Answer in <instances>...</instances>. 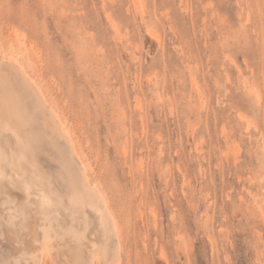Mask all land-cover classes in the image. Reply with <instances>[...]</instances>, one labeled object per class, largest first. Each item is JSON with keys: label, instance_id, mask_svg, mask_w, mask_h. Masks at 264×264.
Returning a JSON list of instances; mask_svg holds the SVG:
<instances>
[{"label": "rangeland", "instance_id": "obj_1", "mask_svg": "<svg viewBox=\"0 0 264 264\" xmlns=\"http://www.w3.org/2000/svg\"><path fill=\"white\" fill-rule=\"evenodd\" d=\"M0 45L5 72L23 65L47 97L43 162L53 108L108 195L123 244L110 264H264V0H0ZM2 192L10 214L23 192ZM4 213L0 260L15 262L39 248L41 219L14 229ZM54 227L43 264L93 250Z\"/></svg>", "mask_w": 264, "mask_h": 264}, {"label": "bare ground", "instance_id": "obj_2", "mask_svg": "<svg viewBox=\"0 0 264 264\" xmlns=\"http://www.w3.org/2000/svg\"><path fill=\"white\" fill-rule=\"evenodd\" d=\"M149 31L150 35L157 34L154 30ZM10 56L11 59L15 57L14 55H9L8 60ZM13 60L16 61L17 59L13 58ZM16 63L19 62L16 61ZM20 65L19 69L22 70L17 73L18 75L14 74V71H9L10 73L8 71L5 72L4 69H7L5 68L7 65L4 60L3 49L0 45V193H3L2 188H4L5 185L13 186L23 192L24 198L17 204L18 207L13 206L17 209L11 210V212L8 209L10 214L4 211L8 214L6 218H8L9 224L14 229H17L18 226H21L23 230L27 229L28 218H31L32 215H36L41 219L38 226H40L39 228L42 226L43 233L40 237L34 238L36 243H39L38 249H26V257L23 256L24 253L22 256L18 253L20 257H25L24 259H17L19 256H16L15 262L3 259L0 260V264H18L21 262V259L24 260L21 264H43L46 257H44V252L48 250V247L52 246L51 242L55 241L54 237L49 232L50 229H55V224L65 225L67 231L69 230L72 235L79 239L80 245L84 244L86 239L91 243L93 242V245H91V247L93 246V250L90 249L91 251H88V253L84 252L83 246L79 247L80 253L79 257L75 258L76 263L94 264V262H101V264H108L109 262L110 264L113 260L108 261V250L112 252V257L120 263L119 261L121 260L119 259L123 258L119 256L121 253L120 250L122 249V236L120 237V223L117 221V215L113 212L115 211L114 207H111L112 204L110 206L108 195L106 196L104 190L101 189L99 185H95L97 184L96 182L93 184L90 181L91 179H89L90 177L87 173L88 170L86 171L87 168L81 164V161V163H79L78 160L81 159L77 149L78 146L70 134H68L69 132L60 133L58 128L56 129L55 125H61L62 122L56 110L53 108V111H49V118L55 121L57 120V124L53 123L54 128H51V141L47 139L49 143L52 144L53 148V153L50 154V156H52L51 159L53 158L52 161L55 160L57 164L54 161L55 165H49V162L47 163L45 159L48 165L43 162L42 156L39 154V149H43L44 145L42 144V138L45 137V133L43 130L42 132L40 131L39 134V130H37L38 132L35 130V126L33 125L35 121L34 118L37 117L38 120L41 116L34 117L35 115L33 116V113L35 112V107H38L41 103L40 98L44 97L43 99L46 100L47 97H45V95L43 96V93L41 94L42 87L39 88V86L36 85L38 83H35V79L32 82V79H30L31 76L27 74L29 72H26L25 68L23 70L24 66L21 65L23 66L21 68ZM33 83H35L36 87L38 86L40 92L34 89ZM42 92H44V90ZM46 102L50 107L52 106L48 103V100L45 101V103ZM37 113L39 112L37 111L36 115H38ZM46 117L48 116L46 115ZM61 126L64 127L65 125ZM38 127H40L39 124ZM66 130L63 129L65 132ZM47 132H50L49 129ZM42 133H44V136L41 135ZM47 151L44 152L47 154L52 152L50 149V152ZM6 198L9 200L10 196L8 197V195H6ZM11 202V204H14L13 200ZM4 204H6V202ZM3 213L2 215L0 214L1 217ZM3 219L5 220V218ZM93 221H97L96 224L100 225V231L104 236L100 244H97V242L94 243L95 240L93 241L88 235V229ZM4 222L6 224V221ZM58 232L57 230V233ZM60 232L63 233V231ZM74 236H72V238ZM76 241L78 240L76 239ZM59 246L58 244V247ZM75 249L77 251L76 253H78L77 248ZM63 254L65 255V253ZM66 256L67 255H65L64 258ZM53 257L55 258V256ZM56 258H58V256ZM67 259L68 258H66V260ZM65 262L68 263V261ZM65 262L63 263L65 264ZM57 263L59 264V262ZM113 263L115 264L116 262ZM72 264H74V261Z\"/></svg>", "mask_w": 264, "mask_h": 264}]
</instances>
